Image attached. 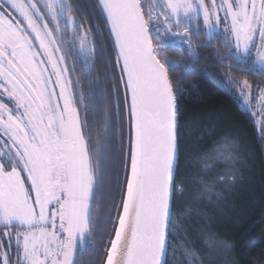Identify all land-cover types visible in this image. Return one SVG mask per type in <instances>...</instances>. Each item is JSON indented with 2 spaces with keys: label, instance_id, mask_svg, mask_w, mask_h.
<instances>
[{
  "label": "snow or ice",
  "instance_id": "snow-or-ice-1",
  "mask_svg": "<svg viewBox=\"0 0 264 264\" xmlns=\"http://www.w3.org/2000/svg\"><path fill=\"white\" fill-rule=\"evenodd\" d=\"M93 9L99 22L73 0H0V264H80L78 256L96 250L94 222L101 220L111 225L104 264H168L170 250L174 261L180 251L187 264H202L193 247L175 239L181 214L174 199L184 186L176 182L182 77L172 73L190 70L199 62L196 50L218 38L221 65L264 75V0H95ZM105 31L125 90L129 139L119 203L113 199L99 217L94 155L101 153L90 149L87 98L74 74L93 71ZM201 32L206 42L193 45ZM166 49L187 53V63ZM223 83L249 108L253 100L264 108V89L253 94L247 79ZM110 122L106 114L105 130ZM198 161L208 171L226 169L200 180L202 194L235 181L230 138Z\"/></svg>",
  "mask_w": 264,
  "mask_h": 264
},
{
  "label": "trees",
  "instance_id": "trees-1",
  "mask_svg": "<svg viewBox=\"0 0 264 264\" xmlns=\"http://www.w3.org/2000/svg\"><path fill=\"white\" fill-rule=\"evenodd\" d=\"M94 2L95 0H73L85 15L91 12L92 20L99 22L93 9ZM97 44V59L93 71L81 74L78 68L74 75L80 77V87L87 98L88 128L92 136L89 141L90 149L94 154L95 140L99 139L100 156L104 160L99 172L101 182L96 208L97 215L104 217L108 215V206L113 199L119 203L121 197L127 172L125 156L129 127L124 110L125 90L120 83L121 73L115 66V55L110 50L111 42L106 31ZM165 52L170 59L178 61V51L166 49ZM105 60L108 62L105 63ZM209 60V56L205 55L202 62L192 67L184 76H180L179 68L172 73L174 78L182 77L183 87L178 112L176 182L183 184L184 192L175 196L174 213L184 214L185 206L190 204L189 199L198 187H195L191 178L193 172H198L191 161L209 152L224 137L237 140L245 158L239 168V185L234 189L235 196L229 203L231 205L226 216L215 222V235L231 245L233 264H264V142L251 112L226 91ZM106 114L111 121L107 130L104 128ZM84 118V106H81V119ZM94 223L97 229L94 233L96 250L93 252L89 248L78 256L80 264H104L111 226L106 228L102 220ZM180 257L183 256L177 251L174 261L170 250L168 264H181Z\"/></svg>",
  "mask_w": 264,
  "mask_h": 264
},
{
  "label": "rangeland",
  "instance_id": "rangeland-1",
  "mask_svg": "<svg viewBox=\"0 0 264 264\" xmlns=\"http://www.w3.org/2000/svg\"><path fill=\"white\" fill-rule=\"evenodd\" d=\"M71 63L72 61L69 59V64ZM238 101L243 108L251 112L256 129L264 142V132L259 130V121L264 119V108L258 107L256 100L252 101L251 108L242 103L240 100ZM232 141L235 144L236 155L239 161L231 167V171L234 173L236 179L230 185H218L213 190L211 196L206 193L202 194V185L200 184V180L202 178L209 182L215 180L218 175L225 172V166L222 164H217L214 168L208 171L203 168L202 163H200L198 159L195 161L193 159L191 161L192 166L194 164L195 168L198 170V172H195V174L193 172L191 176V178H193L192 180L195 187L197 185L198 187H194L195 192L189 199L190 204L185 206L184 214L181 215L178 236L175 239L177 242H186L188 245L193 247L200 254L202 264H233V259L230 255L231 249L222 248L220 246L221 242L226 241L215 235V222H217L218 218L225 217L227 210L230 208L231 204L229 203L231 199H234L235 196L234 189L239 185V168H241L240 165H243V161L245 159L243 157L244 155L242 153L243 149L241 144L237 140ZM95 143L96 146L94 149V154L97 150V147L99 148V151H101L99 139L96 138ZM101 157L102 156L94 157V159H99V172L104 161L101 159ZM108 239L109 238H107V240ZM181 264H187L183 257L181 258Z\"/></svg>",
  "mask_w": 264,
  "mask_h": 264
},
{
  "label": "flooded vegetation",
  "instance_id": "flooded-vegetation-1",
  "mask_svg": "<svg viewBox=\"0 0 264 264\" xmlns=\"http://www.w3.org/2000/svg\"><path fill=\"white\" fill-rule=\"evenodd\" d=\"M206 2H207V0H206ZM199 24L201 27H203V20L202 19L199 21ZM223 26L224 25L222 23L221 28H223ZM205 42L206 41L204 40V33L203 32H201V34H200V40L199 41H197L195 38H193V41H192L193 45H196L197 43H205ZM216 48L219 49V54L221 57H223L225 55V49L220 45L219 39L216 38V39H213L211 41L210 47L199 48L196 50V55L199 58L198 63L202 62L201 60L203 59V57L205 58V55L209 56L210 64L213 66V69H215L216 76H218V78L221 79L222 82L228 80L229 77H232L233 79L240 80V81L247 79L249 81V83L253 85V94H257L259 89H264V75H262L260 71H254V72L249 73L245 68H242L240 65L235 64L231 61H225V65H221L219 60L216 59V53L214 52V49H216ZM188 59H189V57H188L187 53L181 54L178 51V62H180L181 64H185V63H187ZM198 63L191 64L190 69L192 67L196 66ZM227 64H232V67L231 68L227 67L226 66ZM179 71L181 72L180 76H184L185 73L188 72L189 70L185 71V70H182L181 68H179ZM224 86H225V84H224ZM182 89H183V87H182ZM225 89L228 93H230L232 95L234 92L237 91V89L234 86H232L231 91H228L226 86H225ZM234 97L236 98V96H234Z\"/></svg>",
  "mask_w": 264,
  "mask_h": 264
}]
</instances>
